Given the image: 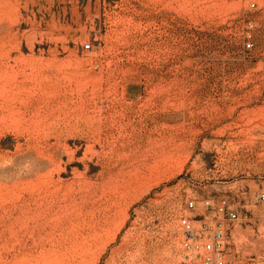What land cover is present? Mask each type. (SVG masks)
I'll use <instances>...</instances> for the list:
<instances>
[{"label":"rangeland","instance_id":"obj_1","mask_svg":"<svg viewBox=\"0 0 264 264\" xmlns=\"http://www.w3.org/2000/svg\"><path fill=\"white\" fill-rule=\"evenodd\" d=\"M262 195L264 0H0V264H264Z\"/></svg>","mask_w":264,"mask_h":264},{"label":"built area","instance_id":"obj_2","mask_svg":"<svg viewBox=\"0 0 264 264\" xmlns=\"http://www.w3.org/2000/svg\"><path fill=\"white\" fill-rule=\"evenodd\" d=\"M251 47L250 44L247 45ZM91 49L89 44L84 46V50ZM264 200V195L261 196ZM205 207L213 210L210 202L205 203ZM189 211H195L196 205L190 202L187 205ZM217 222L213 226L206 225L203 236H199L190 225L188 219L183 218L181 223L185 228L186 242L185 248L188 252V264H228L226 261V240L229 227L238 220V213L230 208L221 207L218 211ZM227 221V223L225 222Z\"/></svg>","mask_w":264,"mask_h":264}]
</instances>
